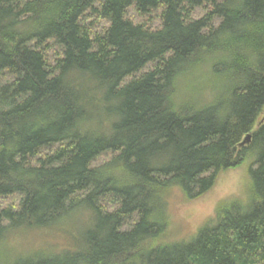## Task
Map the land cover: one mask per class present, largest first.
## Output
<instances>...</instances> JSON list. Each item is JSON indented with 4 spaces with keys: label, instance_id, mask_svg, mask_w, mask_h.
<instances>
[{
    "label": "trees",
    "instance_id": "trees-1",
    "mask_svg": "<svg viewBox=\"0 0 264 264\" xmlns=\"http://www.w3.org/2000/svg\"><path fill=\"white\" fill-rule=\"evenodd\" d=\"M244 164L243 202L177 225L172 204ZM8 198L0 264H264V0H0ZM65 222L73 247L7 248Z\"/></svg>",
    "mask_w": 264,
    "mask_h": 264
},
{
    "label": "rangeland",
    "instance_id": "rangeland-1",
    "mask_svg": "<svg viewBox=\"0 0 264 264\" xmlns=\"http://www.w3.org/2000/svg\"><path fill=\"white\" fill-rule=\"evenodd\" d=\"M193 16L195 18L203 15L202 9H196ZM160 12H152L146 16L139 15L134 7H130L125 16L135 24H145L147 28L156 29L160 27ZM84 25L92 31L98 33L106 27L104 22L97 23L93 17L87 18ZM152 66L148 65L145 69L148 70ZM50 150V149H49ZM48 150V151H49ZM46 153V151L44 152ZM247 165L223 172L219 175L215 187L208 192L203 198L186 205L181 201H177L175 206L172 204V210L175 212L177 225H180L190 231H194L203 223L213 220L216 216V210L219 204H228L231 201L237 200L243 202L248 194L249 180L247 174ZM11 198L0 199V208L14 204ZM180 203V204H179ZM171 206V205H170ZM74 228L79 229L80 223L73 222ZM68 229V230H67ZM70 231V222H65L64 227L56 226L53 229L39 230L28 233H14L18 235L12 237L11 241L7 242V248L16 254L26 255L29 253L43 251V248L52 250L64 249L73 247L72 235L67 233ZM37 250V251H36Z\"/></svg>",
    "mask_w": 264,
    "mask_h": 264
},
{
    "label": "water",
    "instance_id": "water-1",
    "mask_svg": "<svg viewBox=\"0 0 264 264\" xmlns=\"http://www.w3.org/2000/svg\"><path fill=\"white\" fill-rule=\"evenodd\" d=\"M250 139H251L250 135H247V136L243 139V141L241 142L240 146L247 145V144L250 142Z\"/></svg>",
    "mask_w": 264,
    "mask_h": 264
}]
</instances>
